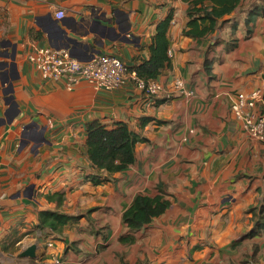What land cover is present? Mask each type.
Returning <instances> with one entry per match:
<instances>
[{"label": "crops", "instance_id": "obj_1", "mask_svg": "<svg viewBox=\"0 0 264 264\" xmlns=\"http://www.w3.org/2000/svg\"><path fill=\"white\" fill-rule=\"evenodd\" d=\"M260 1L246 0L215 33L197 38L183 34L185 0H0V264L56 255L64 264H264V231L244 236L255 223L250 207L264 197V141L231 109L236 92L264 90V14L250 34L244 23ZM169 13L172 66L156 80L182 78L191 95L149 96L130 80L113 89L86 80L67 87L29 59L46 45L83 61L108 53L134 67L150 58ZM95 119L125 121L144 137L136 161L98 184L85 178L94 170L86 123ZM160 184L177 196H167L174 202L162 214L173 210V223L161 215L131 232L125 209ZM53 192L63 193L61 204L47 198ZM44 209L81 217L62 232L41 229ZM32 243L37 257L19 256Z\"/></svg>", "mask_w": 264, "mask_h": 264}, {"label": "trees", "instance_id": "obj_2", "mask_svg": "<svg viewBox=\"0 0 264 264\" xmlns=\"http://www.w3.org/2000/svg\"><path fill=\"white\" fill-rule=\"evenodd\" d=\"M189 3L187 14L189 20L183 34L191 37L204 38L215 33L224 22L225 16L231 14L241 5L243 0H185ZM264 14V0L253 3L247 10L244 23L247 34L252 33L253 23L258 16ZM173 14L169 13L157 24L156 33L152 38L151 56L143 60L134 68L138 74L148 80L157 79L163 70L172 66L170 56L169 28ZM236 27V24L234 25ZM33 35L39 37V32L33 30ZM234 45V44H233ZM232 45V46H233ZM212 60L205 59V68L209 74L212 71ZM87 153L93 166V172L86 174L85 178L94 184L109 180V175L124 171L136 161V146L144 137L125 121H118L112 126L98 119L86 123ZM159 193L155 195L139 193L123 213V221L131 232L138 231L161 216L171 205V200L158 185ZM62 192L48 193L49 200H57L61 204L64 195ZM258 208V209H257ZM253 211L254 227L244 236H253L264 231V197L263 201L250 207ZM256 210V211H255ZM38 227L49 228L52 231L62 232L71 221L77 220L81 215H71L58 209H44L38 213ZM128 239H134L129 236ZM209 264V263H205Z\"/></svg>", "mask_w": 264, "mask_h": 264}, {"label": "built area", "instance_id": "obj_3", "mask_svg": "<svg viewBox=\"0 0 264 264\" xmlns=\"http://www.w3.org/2000/svg\"><path fill=\"white\" fill-rule=\"evenodd\" d=\"M56 16H65V10L56 11ZM29 59L46 79L65 80L72 87L82 80L90 82L98 89H113L132 81L149 96H170L173 94H193L187 89L185 81L177 78L171 85H165L156 79L142 78L134 67L121 57L108 53L94 54L89 60H81L67 48L55 46H37L29 54ZM234 115L242 121L247 133L264 141V90L255 89L250 93L238 91L231 101ZM42 264H64L62 257L56 255Z\"/></svg>", "mask_w": 264, "mask_h": 264}, {"label": "rangeland", "instance_id": "obj_4", "mask_svg": "<svg viewBox=\"0 0 264 264\" xmlns=\"http://www.w3.org/2000/svg\"><path fill=\"white\" fill-rule=\"evenodd\" d=\"M244 1V3H242L241 5H240V11H243L244 9H243V7H244V5H245V1L246 0H243ZM227 22V21H226ZM158 188V187H157ZM166 188L167 187H165V186H162V189L164 190V192L166 193V195L168 196H174V197H177L176 195H175V193H173V192H171V193H169L167 190H166ZM169 198V197H168ZM170 199V198H169ZM171 200V199H170ZM174 202V200H171V203H173ZM258 209V208H257ZM256 211V210H255ZM253 212V211H252ZM166 215V216H165ZM172 217H173V210H171L169 213H168V215L167 214H164V215H162V217L160 218V219H164L165 220V224H172L173 223V221H172ZM158 218V217H157ZM154 221V220H153ZM148 225H146L145 227H147ZM142 229H144V228H142ZM122 240V239H121Z\"/></svg>", "mask_w": 264, "mask_h": 264}, {"label": "water", "instance_id": "obj_5", "mask_svg": "<svg viewBox=\"0 0 264 264\" xmlns=\"http://www.w3.org/2000/svg\"><path fill=\"white\" fill-rule=\"evenodd\" d=\"M36 249H37V244L32 243L29 246H27L26 248L22 249V251L19 252V256L36 258L37 257Z\"/></svg>", "mask_w": 264, "mask_h": 264}]
</instances>
